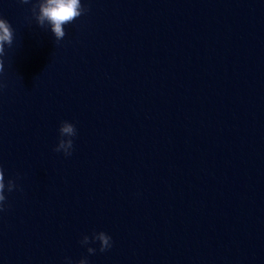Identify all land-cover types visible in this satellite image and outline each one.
<instances>
[{"label":"water","instance_id":"water-1","mask_svg":"<svg viewBox=\"0 0 264 264\" xmlns=\"http://www.w3.org/2000/svg\"><path fill=\"white\" fill-rule=\"evenodd\" d=\"M32 3L0 0V166L18 185L0 264H264V51L206 0H81L59 44ZM100 231L108 251L80 243Z\"/></svg>","mask_w":264,"mask_h":264},{"label":"clouds","instance_id":"clouds-1","mask_svg":"<svg viewBox=\"0 0 264 264\" xmlns=\"http://www.w3.org/2000/svg\"><path fill=\"white\" fill-rule=\"evenodd\" d=\"M22 4L32 3V0H20ZM90 9L85 7L81 0H36L32 3V18L41 28H50L54 35L55 43L59 44L66 36L65 25L72 24L76 19L85 15ZM14 42V29L11 23L0 16V73L4 72V56L7 55L6 46L11 48ZM3 85H0L2 87ZM60 140L54 148L55 152H63L65 156H71L74 150L73 137L77 135L75 125L69 121H63L59 128ZM9 193L17 190L18 185L15 180L9 179L5 184L3 167L0 166V213L6 210L7 197L5 189ZM22 190V189H21ZM99 242V251L105 252L112 248V237L106 232H94L91 237L85 235L81 240L82 245L92 242ZM89 254L94 255L97 251L94 247H88ZM65 264H89L88 259L81 258L78 262H73L71 258H65Z\"/></svg>","mask_w":264,"mask_h":264}]
</instances>
